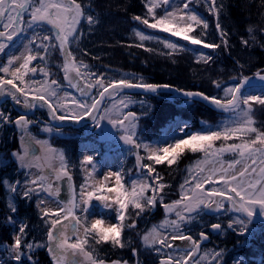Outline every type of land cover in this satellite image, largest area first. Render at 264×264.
<instances>
[{"label": "snow or ice", "instance_id": "6c2138e0", "mask_svg": "<svg viewBox=\"0 0 264 264\" xmlns=\"http://www.w3.org/2000/svg\"><path fill=\"white\" fill-rule=\"evenodd\" d=\"M201 4L215 17L219 42L208 40L209 22L197 11ZM144 6L145 15H136L132 19L147 28L170 33L191 45L213 51L231 47L228 33L220 23V15L225 9L223 0H180L179 3L177 0H144ZM25 14L30 16L29 20H25ZM82 21H86L89 28L99 23L98 17L91 12L90 3L85 5L79 0H0V54H6V49L22 33L33 30L24 51L19 55H8L6 62L0 64V97H10L26 110L47 107L51 118L61 122L71 120L78 123L87 117L99 127L102 121L107 120L122 131L120 139L130 146L129 151L135 156L136 166L144 178L133 179L130 186H126L121 172H110L103 180H98L95 156L89 154L81 161L85 179L77 192L65 153L32 134L31 125L35 122L27 114L13 119L10 113L0 110V126L12 124L20 133V149L11 155L20 169L27 170V178L23 182L10 183L5 178L3 183L9 193L26 200L36 196L41 220L47 227L46 240H29L27 223L17 224L12 216L7 217L14 232L11 244L0 245V251L5 253L0 257V264H23L25 258L31 264H37L34 256L41 248L47 250L52 264H85V261L87 264H128L122 259L106 260L99 255L98 246L108 244L113 249L131 247V236H125V233L136 231L137 220L158 203L166 216L160 224L144 231L140 239L145 249L161 257L159 264H223V249L202 251V244L209 240L205 231L194 237L186 229L205 211L235 212L243 213L244 218L236 216L230 219L226 228H239L243 234L256 216L257 209L260 215H264V123L258 125L255 118L256 106L264 108V95H248L241 90L243 84L224 86L219 80L213 83L222 91V96L176 88V92L187 98L186 103L204 102L221 113L229 114L228 118L214 127L202 121L206 128L199 131H192L187 122L176 121L171 130L175 132L178 129L183 137L173 136L172 143H144L138 134L140 118L141 115H150L153 106L145 100L134 99L126 90L140 89L146 94L160 95L162 89L171 90L172 86L147 82L136 74H124L119 78L97 75L91 65L77 59L72 47L73 44L78 45L84 36ZM247 31L249 39L241 38V43L248 48H264L251 26ZM260 31L264 32V29ZM134 35L139 40L137 47H145V41L162 44L168 50L161 52L162 55L173 56L190 51L185 45L144 31L134 30ZM145 50L155 51L152 48ZM56 52L63 59L57 67L63 72L64 80L82 98L62 91L63 86L52 78L49 59ZM34 61L38 63L34 65ZM213 61V55L205 52H199L196 59L197 63L206 65ZM239 67L243 69L244 65L239 64ZM254 75L264 80V68ZM249 79L243 77L244 83ZM133 104H139L145 110L138 115L130 108ZM42 131L59 133L60 128L45 126ZM217 141L221 142L219 146ZM34 145H41V150H46V169L39 163L41 157L35 155ZM141 150L145 155H141ZM186 151L203 153V157L188 166V175L180 185V199L165 203L163 193L169 186L163 182V176L155 166L165 163L169 167L176 165ZM54 161H58V166ZM7 163L0 157V166ZM33 168L39 171L33 173ZM61 182L68 185L70 195L67 201L60 198ZM109 183L113 186L109 187ZM205 185L212 187L206 189ZM14 199L12 196L7 205L13 214L17 212ZM93 200L113 209L116 222L89 220ZM50 204L56 207H50ZM173 214L176 218L170 219ZM210 227L217 233L225 231L220 222L212 223ZM176 241L186 244L181 247ZM132 252L137 256L136 264H140L138 249L132 247ZM81 256L83 260L77 259ZM233 264H240V258L234 259Z\"/></svg>", "mask_w": 264, "mask_h": 264}, {"label": "trees", "instance_id": "16d2710c", "mask_svg": "<svg viewBox=\"0 0 264 264\" xmlns=\"http://www.w3.org/2000/svg\"><path fill=\"white\" fill-rule=\"evenodd\" d=\"M223 3L225 4V9L220 15V23L228 33L231 47L229 50L221 48L213 51L216 56L213 62L206 65L195 62L188 54H179L171 58L160 54L162 51L157 47H137L135 46L137 43L134 40L123 38L126 34L123 29V31L120 30L118 36H114L111 40L112 48L110 58L113 59L112 64L123 70H128L137 76H143L147 82L156 84L170 83L181 88H198L208 94H222V91L216 89L213 81L219 80L225 83L233 80H241L244 75H252L260 68H264V48L259 46L248 48L241 43V38L249 39L250 34L247 29L251 26L257 41L260 44H264V32L260 31L264 29V0H223ZM94 4L103 10L104 13H109L108 17L110 13L113 14L114 12L119 18L127 20L130 24V29L132 27H138L146 32L162 33V31L147 28L145 25L132 19L136 15H145L146 8L144 6V0H95ZM197 11L199 13L201 12L209 22V29L207 30L209 33L208 40L219 42V36L215 30V17L202 4L197 7ZM129 33L134 37L131 30H129ZM249 42L252 43L251 40ZM146 48H152L155 51L149 52L145 50ZM237 61H239V64L244 65L243 69L239 67ZM206 72H208V75H205ZM133 94L135 97L142 96L140 93ZM152 96L156 101L157 108L148 117L152 129L146 130V132L151 131L150 136L159 132V121L169 119L172 115L180 112L177 110L176 103L173 102L175 99L170 98L171 96L168 93H161L160 95L151 94L147 97ZM205 108L207 107L203 104L197 103L192 114L195 115L193 119L196 123L199 122L200 117L206 120H214L215 114H217L216 111L212 108H208V111H205ZM255 116L261 123H264V108H261L258 115L255 113ZM194 126L197 127V124H194ZM1 134H4L2 140L7 150L5 156L9 157L11 151L18 148L17 133L6 128ZM74 145L75 147H79V141L75 142ZM195 155H200V153L186 151L176 165L169 167L165 163L157 165V169L165 181L174 184L177 182L175 172L181 168L183 169L187 162ZM16 166L15 164H11L9 167L0 166V245L12 243L14 227L7 221V217L9 216H12L14 220H21V222L27 223L29 240L35 239L39 241L38 238L43 234L41 230L46 232L40 225L43 221L41 220L40 212L37 210L35 198L26 200L17 197L15 199L17 212L14 214L10 212L7 206L9 198L3 183L4 179L6 178L9 182H12L13 179L23 178V170ZM15 169L19 170L15 171ZM134 233H131L132 236ZM249 239L251 243H257L260 247L264 246V235L253 234L249 236ZM260 247L258 249L262 253V260L264 262V250ZM101 249L105 255L109 256V259L118 254L120 256H127V247L112 250L110 245L105 244ZM247 249L250 250H245L247 254L257 252V249L256 251H251L250 248ZM4 255L5 253L0 251V257ZM128 256L127 258H129ZM34 259H36L37 264H52L51 257L44 248L36 250ZM23 264H31V262L25 258Z\"/></svg>", "mask_w": 264, "mask_h": 264}, {"label": "rangeland", "instance_id": "374dc122", "mask_svg": "<svg viewBox=\"0 0 264 264\" xmlns=\"http://www.w3.org/2000/svg\"><path fill=\"white\" fill-rule=\"evenodd\" d=\"M179 2H180V0H177V3H179ZM116 21H120V19H116ZM110 31L112 32L111 26L108 25L105 21H103V23L101 24V26L98 29L97 33L100 34L102 32L105 33V32H110ZM31 37H32L31 35L24 36L16 45L11 47V49L9 50V54L8 55H12V54L19 55L20 52L24 51V46L28 44L29 39ZM112 37H113V34H111V36L109 38H112ZM161 38H163V37H161ZM147 42H149V43H157L156 41H147ZM80 45H81V41L79 42L78 45H75L77 47V49H78V51H75V53L77 55V59H82L86 63H88L89 65H92L88 61V59L93 55L94 59L106 60L107 63L110 62L108 57L111 54H109L110 52L106 53V51H108L109 48H112V43L110 41L105 43V45L107 46L108 50L106 48H104V50L102 49V51H104L103 53H105L104 56L99 54V53H96V52H98L97 51L98 49L101 50V47L97 48V46H93V51L92 52L94 54L93 53L90 54L89 52H87L88 54L84 55L85 52H82V50H80V48H81ZM8 55H7V58H8ZM7 58H6V60H7ZM50 59H51V57H50ZM50 59H49V67L51 69V72L53 73L52 78L58 79L59 83L63 86V84H62L63 72L58 76L59 73L56 70V68L52 66L53 63L50 62ZM61 59H62V57H61ZM61 59H60V63H57V65H59V64H61L63 62V59L62 60ZM101 64H102V62H101ZM106 67H108V68H103V71H102L101 67H98V66L96 67V65L95 66L93 65V69H97V70L101 71L98 74H101V75L102 74H106L107 77H109V78H116V77H112V75H113L112 70L113 69L112 70L110 69V68H114L115 69L116 66H112L111 65V66H106ZM119 73L121 74V76H123L124 74H127L126 72H124V74H122L121 72H119ZM205 75H208V72H206ZM38 78L39 79H43V77L42 78L38 77ZM62 91L70 92V93H72V95H74L77 98H79L77 96V94H75V92H73L69 87L63 86L62 87ZM244 93L248 94V95H264V84L250 87V88L246 89ZM134 99H136V100H145V101H147L148 104L153 106V104L150 101H148V99H142L140 97L134 98ZM154 104H155V102H154ZM137 105L139 106V104L130 105V108L133 107V106L135 107ZM142 112L138 111L137 114L140 115ZM228 115L229 114H227L225 117H223L217 124H219L222 120L227 119ZM31 120H33L35 123L33 125H31V129L30 130H31L32 134L37 139L47 141L48 144L51 145V147H53L55 149H58V150H62L64 153H66L68 151V149H67L68 146L65 144V142H63L64 139H65V136L69 133V132L65 131V127L64 128H60L59 127L60 128V132L59 133H57L55 131H53L52 133H46V132L42 131V129L45 126H51L53 128H57V127L56 126H52L50 121L46 120L44 117L40 116L39 114H37V116H35ZM140 121H141V118H140ZM176 121L185 122V121H182L179 118L175 119L172 123L169 124L168 127L165 128V132H164L163 138H161V139H153V140H143L141 138L140 139L144 143H149V144L172 143L173 136H175L177 138H180V137L184 136V134L181 133L178 129H176L175 132H173L171 130V125L174 122H176ZM203 121L207 122V126L214 127L215 125H217V124H211V122H209L207 120H203ZM150 126L152 127V125H150ZM200 128L201 129L206 128V125L203 124V126L200 127ZM87 134H90V133H87ZM87 134H83L82 137H87L88 140L87 141H82L81 142V146H79V147H75L74 146L75 154H73L71 156L74 159H76V157L78 158V160H77L78 163L76 164L75 169L78 171L81 184L84 182L85 173H84V171H83V169L81 168L80 165H81V161L83 159V156H85V155L92 154V155L95 156V163H96V168H97L96 179H98V180H103V177L106 174L110 173V172H121L120 167H121V163H122L124 157L133 156V161L136 164L135 156L132 154V152L129 151V147L130 146L126 145L124 143V141L120 139L121 135L123 134L122 131L119 128L113 127L111 124L108 123L107 120L102 121V127L101 128H97L94 133H91L94 136V138L91 137V136H87ZM18 135H20L19 131H18ZM96 138H98V139H96ZM101 145H104L106 147V155L98 157V156H100L99 154H100ZM19 149H20V141L18 140V148L14 149L11 152V154L13 152H16ZM41 149H42L41 145H34L35 155H38V156L41 157V160H40L39 163H41L43 165V167L46 169L47 168V161L44 159V157L46 155V150L42 151ZM114 150H116V151L114 152ZM108 151L112 152V153L108 154L107 153ZM69 155H70V153H69ZM141 155H145L143 150H141ZM65 156H66V154H65ZM7 158H8L7 156H4L5 160ZM66 158L68 160L69 172L71 174V172L73 170L72 168H73L74 161L72 159H69L68 156H66ZM198 159H201V158H198ZM198 159H194L190 164H187V167L185 169L181 168L177 172H175V177L177 178V185L178 186L175 188L174 194L176 193V194H179V195L176 198L169 197V201H166V198L164 196L165 203H171L174 200L180 199V195H181L180 185L184 183L185 178L188 175V172H187L188 166L191 165V164H194L195 161L198 160ZM53 163L58 166V161H54ZM31 171L33 173H37L39 170L36 169V168H33V169H31ZM137 171L138 172L135 175V177H132V178L133 179H143L144 177L141 176V169L137 168ZM26 172H27V170L25 169L24 170V175H25L24 180L27 178ZM24 180H22V182ZM79 186H78V190H79ZM111 186H113V184L109 183V187H111ZM211 187H212V185H205L206 189L211 188ZM10 195L13 196L14 194L10 193ZM41 195H44V194H41ZM49 206L53 207V208L56 207L55 204H50ZM89 211H91L90 212L91 220H94V219H105L106 221L116 222L114 210L113 209H109V208H105L103 206V203L100 202V201L93 200L92 206L89 208ZM78 212H79V210H78ZM240 214H242V213H240ZM165 216H166V213H161L159 215V218L157 220H154L155 222H149L148 223L145 231L150 229L153 225L160 224L161 221L165 218ZM256 217L260 218V219L264 218V215H260L259 209H257ZM169 218L170 219H175L176 217L173 214ZM16 223L19 224L20 222L16 221ZM140 230H141V227L139 228L138 231H136L134 233V237H138L140 235ZM44 240H46L45 236H44ZM140 244H141V250L142 251L138 250L139 251L138 259H139V261L141 263L143 253L149 254L150 250H147V249L144 248V246H143V244L141 242V239H140ZM213 249L219 251V250H222L223 248L218 249L215 246H212V247L208 248V250H213ZM150 252H152V251H150ZM126 253H127V256L129 255V259L133 260V261H129L128 259H126L128 261V264H136L137 256L133 255L132 251H127ZM103 255L106 257V260L122 259L119 254L117 256H113L111 259H109L108 255H105L104 253H103ZM151 257L153 258L151 262L154 264L155 255L151 254ZM77 259L83 260L84 258L81 256V257H77ZM122 260H124V259H122ZM144 263L150 264L146 260H145ZM85 264H87L86 261H85Z\"/></svg>", "mask_w": 264, "mask_h": 264}, {"label": "water", "instance_id": "95a60500", "mask_svg": "<svg viewBox=\"0 0 264 264\" xmlns=\"http://www.w3.org/2000/svg\"><path fill=\"white\" fill-rule=\"evenodd\" d=\"M260 79L258 78V77H256V78H254V79H252V80H249L247 83H243V87H242V89L244 88V86L245 85H247V84H252V83H256V82H258ZM68 82V81H67ZM75 89V88H74ZM175 89L176 88H174V87H172L171 88V90H173L176 94H178V95H182V93H178V92H176L175 91ZM241 89V90H242ZM76 90V89H75ZM169 90V89H168ZM92 91H94V89L92 90ZM183 96V95H182ZM4 98L5 97H0V102L1 101H3L4 100ZM23 111V113H31V112H33L34 111V109H32L31 111H25V110H22ZM92 121L91 119H89V118H87V117H85L83 120H81L80 122H74V121H71V120H68V122H73V123H75L76 125H80L82 122H84V121ZM56 124H58V125H63L65 122H67V121H64V122H61V121H58V120H53ZM74 184V183H73ZM62 188H63V192H62V194H61V197L60 198H62V199H64V200H68L69 199V195H70V193H69V189H68V185H67V183L66 182H62ZM206 242V241H205Z\"/></svg>", "mask_w": 264, "mask_h": 264}]
</instances>
